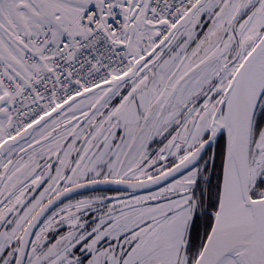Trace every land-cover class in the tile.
<instances>
[{
    "label": "snow or ice",
    "instance_id": "snow-or-ice-1",
    "mask_svg": "<svg viewBox=\"0 0 264 264\" xmlns=\"http://www.w3.org/2000/svg\"><path fill=\"white\" fill-rule=\"evenodd\" d=\"M0 264H264V0H0Z\"/></svg>",
    "mask_w": 264,
    "mask_h": 264
}]
</instances>
